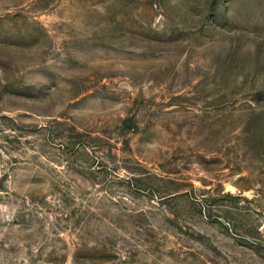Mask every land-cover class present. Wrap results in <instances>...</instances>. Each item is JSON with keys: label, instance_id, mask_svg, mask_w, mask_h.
I'll return each instance as SVG.
<instances>
[{"label": "rangeland", "instance_id": "1", "mask_svg": "<svg viewBox=\"0 0 264 264\" xmlns=\"http://www.w3.org/2000/svg\"><path fill=\"white\" fill-rule=\"evenodd\" d=\"M0 264H264V0H0Z\"/></svg>", "mask_w": 264, "mask_h": 264}]
</instances>
